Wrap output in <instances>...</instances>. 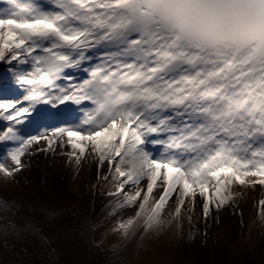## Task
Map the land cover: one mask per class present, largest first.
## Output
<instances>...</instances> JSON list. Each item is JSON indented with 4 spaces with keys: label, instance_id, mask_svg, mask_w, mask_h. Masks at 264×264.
<instances>
[{
    "label": "snow or ice",
    "instance_id": "6c2138e0",
    "mask_svg": "<svg viewBox=\"0 0 264 264\" xmlns=\"http://www.w3.org/2000/svg\"><path fill=\"white\" fill-rule=\"evenodd\" d=\"M37 154L94 172L80 230L129 264L243 227L241 194L264 225V0H0V179Z\"/></svg>",
    "mask_w": 264,
    "mask_h": 264
},
{
    "label": "bare ground",
    "instance_id": "6f19581e",
    "mask_svg": "<svg viewBox=\"0 0 264 264\" xmlns=\"http://www.w3.org/2000/svg\"><path fill=\"white\" fill-rule=\"evenodd\" d=\"M93 179L94 172L78 175L74 178L73 173L65 169L62 164H49L43 155L37 154L32 158L30 167L26 170L24 176L20 177L18 181H13L7 185L0 179V185L5 188L18 187L25 195H28V199L34 198L35 195H38V192L46 188V205L54 203L56 191H60L61 188L67 191L69 197H72L73 200L69 203L60 202L59 207L57 205L53 211L47 213L46 217L45 214H38L35 222H31L32 224L28 226L23 227L14 224V227H5L0 225V233L15 236V238L30 234L39 252L41 261L39 264H48L49 259H46L44 254L45 252L48 253L49 248H52L49 241L52 240V235L59 230L60 226L70 229L75 228L80 224V217L86 212L91 211L98 217L101 215V210H107V202L100 197L98 189L96 198L88 194L87 185ZM81 195L85 196L81 197ZM81 200H83L82 202L86 201L88 205L90 204L91 209L88 205L79 208ZM238 206L244 212L243 227H241V218L233 216L231 212L228 213V216L225 215V212H221L220 223L217 225L214 222L210 226L208 243L201 245L198 239L181 242L165 241L144 252L140 259L147 261L148 264H196L198 260L203 261V264H233V254L236 248L239 249L241 245V249L242 247L244 249L246 247V249L241 258H235L234 264H264V251L258 249L264 235V225H261L256 217L255 208L252 205V195L244 196L241 194ZM85 209L89 210L86 211ZM79 211H81L80 216L77 214ZM49 215H51L50 219ZM53 220L54 222H52ZM252 221H256V231L252 243L249 245L247 232L248 225ZM81 236V232L72 235V247L74 244H79L77 241ZM212 236H215L216 239L213 240ZM78 250L79 248H76L73 251ZM69 251V249H64V252ZM102 254L104 256V250ZM210 255L215 257L213 262L210 260ZM77 259L82 260L81 255ZM130 260H127L124 264H129Z\"/></svg>",
    "mask_w": 264,
    "mask_h": 264
},
{
    "label": "rangeland",
    "instance_id": "374dc122",
    "mask_svg": "<svg viewBox=\"0 0 264 264\" xmlns=\"http://www.w3.org/2000/svg\"><path fill=\"white\" fill-rule=\"evenodd\" d=\"M37 194L38 195H35L34 198L28 199V195H25V193L18 187L5 188L0 185V204L7 201L12 206L9 213H5L4 209L0 207V225L10 227L8 226V222L10 221L12 225L17 224L23 227L28 226L32 224L31 222H35V218L38 214H45L46 217L47 213L53 211L57 205L59 207L60 202L65 201L69 203L73 200L72 197H69V193L62 188L60 191H56L54 203H50V205L45 204L47 194L46 188ZM82 196L84 197L85 195ZM73 197L75 198V196ZM82 201L83 200L79 203V208L88 205L86 201ZM88 206L89 209H91V205L89 204ZM89 209L85 210L87 211ZM80 212L81 211L77 213L79 216L81 215ZM50 217L51 215H49V219ZM52 222H54V220ZM78 232L82 233L80 230V224L71 229L60 226L59 230L52 235L53 238L49 241L51 246H49L56 250L59 264H124V262L133 257L135 246H133L132 249H129L128 252L123 253L121 257L117 259L116 256L112 255L113 250L111 248V243L107 246H101L104 249L103 256V251L89 246L87 237L83 233L77 241L79 244H74L72 247V235ZM112 243L114 242L112 241ZM65 248L70 251L64 252ZM76 248H79V250L74 252L73 250ZM245 249L243 247L241 249V245L239 249L237 248L233 254V264L235 263V258H241L243 256ZM258 249L264 251V235L259 243ZM44 255L46 259H49L47 252H45ZM79 255H81L82 259L80 261L77 259ZM210 257L211 262H213L215 259L214 255H210ZM39 262H41L39 252L30 234L21 235L20 238H15V236L2 235L0 233V264H39ZM138 264L148 263L145 260L139 259ZM196 264H203V261L198 260Z\"/></svg>",
    "mask_w": 264,
    "mask_h": 264
}]
</instances>
